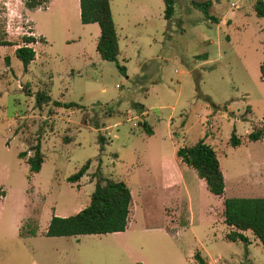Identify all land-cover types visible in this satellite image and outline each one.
I'll return each instance as SVG.
<instances>
[{
	"label": "rangeland",
	"instance_id": "1",
	"mask_svg": "<svg viewBox=\"0 0 264 264\" xmlns=\"http://www.w3.org/2000/svg\"><path fill=\"white\" fill-rule=\"evenodd\" d=\"M111 1L125 74L96 51L95 27L81 23L76 0L35 14L47 43L35 46L39 58L25 68L14 50L22 36H35L33 23L24 0H0V37L16 43L0 45V264H196V251L209 264H264L260 243L224 237L223 207L192 167L182 165V184L168 173L178 147L203 139L227 173V197L232 181L264 185V141L247 137L264 117V16H256L255 0H213L210 18L193 4L205 0H175L169 21L162 0ZM38 91L81 107L38 106ZM233 131L237 146L229 144ZM38 142L43 162L34 175L26 159ZM87 160L79 183H70ZM97 171L133 193L127 230L46 236L53 206L88 205ZM25 186L31 201L23 210ZM176 214L178 226L169 225ZM21 215L28 218L14 237Z\"/></svg>",
	"mask_w": 264,
	"mask_h": 264
},
{
	"label": "trees",
	"instance_id": "2",
	"mask_svg": "<svg viewBox=\"0 0 264 264\" xmlns=\"http://www.w3.org/2000/svg\"><path fill=\"white\" fill-rule=\"evenodd\" d=\"M49 0H24V5L28 9L44 7ZM219 1V0H215ZM164 5L163 16L166 20H170L174 13L175 0H162ZM213 0H205L203 2L194 1V6L200 8L204 15L210 18L208 8ZM254 11L256 16H264V0H255ZM79 15L82 24L97 23L100 34L96 43V50L100 57L107 61L117 63L119 53L118 35L113 20L110 0H79ZM33 36H22V45L15 48L14 53L21 61L23 66H27L34 60L35 51L29 45L35 43ZM0 45H16V43L7 41L0 37ZM201 58H207V54H202ZM8 56L4 57L7 63ZM121 73H126V68L117 63ZM262 77H264V65L260 66ZM38 106L47 102L63 108H71L81 106L75 102H62L59 100H51L49 94L44 91H38L35 94ZM132 107L143 112L144 105L133 102ZM213 108L219 106L212 104ZM251 131L247 137L254 141L264 138V121L252 123ZM148 135L152 134V128L147 122H141ZM104 139L99 135V141L103 148ZM231 146L240 144L238 138L233 131L229 139ZM32 155L27 157L29 173L34 174L41 168L43 162V153L40 150V143H36L32 149ZM24 157L25 152L18 154ZM176 156L187 166L192 167L199 178L203 179L208 191L214 196L222 197L225 190L224 176L220 168L215 148L204 141L198 140L190 146H180L176 150ZM90 164L87 160L76 172L69 175V182L78 181L86 172ZM132 196L128 185L121 180H113L105 178L100 171H97V180L94 189L90 194V201L87 206L79 210L73 215L66 217L52 215L47 225L46 236H76L85 234H105L111 232L124 231L128 225V216ZM223 216L226 225L233 229L226 233V239L230 241H246L247 237L241 231L251 230L253 235L258 238L264 247V197H223ZM36 229H32L30 234H35ZM197 264H208L199 252L193 254ZM135 264H142L137 262Z\"/></svg>",
	"mask_w": 264,
	"mask_h": 264
},
{
	"label": "crops",
	"instance_id": "3",
	"mask_svg": "<svg viewBox=\"0 0 264 264\" xmlns=\"http://www.w3.org/2000/svg\"><path fill=\"white\" fill-rule=\"evenodd\" d=\"M21 3H22V1H20ZM55 2V0H49L48 1V3L46 4V6L45 7H37V8H33V9H28V8H26L25 7V9L23 10L24 11V13L28 16V18L32 21V23H33V29H34V35L35 36H33L35 39H36V42L35 43H33V45H34V51H35V58H34V61L35 60H37V58H39V53L37 52V50L35 49V46L37 45V44H42V43H47V39H46V37L43 35V29H42V27H40V24H39V21L37 20V18L35 17V14L37 15L38 13H41V12H45V11H47L48 9H49V7H50V5H52L53 3ZM111 3H112V1L110 0V8H111V12H112V7H111ZM76 4H77V7H78V16H79V18H80V15H79V0H76ZM89 24H91V25H93L95 28H94V34H95V47H96V43H97V40H98V37H99V34H100V30H99V26H98V24L97 23H89ZM39 36V38H36V37H38ZM38 39H40V41L38 40ZM118 43H119V41H118ZM118 46H119V44H118ZM97 51V50H96ZM83 52L84 51H81L80 52V54H81V56L83 55ZM63 108V107H62ZM144 112V111H143ZM143 112L141 113V114H143ZM262 120L264 121V117L262 118ZM260 139H262L263 141H264V138H260ZM256 141V140H255ZM241 142V141H240ZM212 144V143H211ZM216 153H217V157H218V160H219V155H218V152L216 151ZM177 157V156H176ZM219 163H220V160H219ZM185 163H183L181 160H180V158H178L177 157V159L173 162V164L171 165V168L169 169V171H168V173L169 172H172V170L174 171H176V173H177V175H176V177H175V181H176V183L178 184H182V182L184 181V177H183V171H182V165H184ZM3 167L5 168V169H7V168H9L8 167V165H7V163H4V165H3ZM220 168H221V170H222V173H223V176H224V183H225V178H226V175H227V173H226V171L223 169V167L221 166V164H220ZM250 169H252L251 167H249V170ZM196 172V171H195ZM37 173V172H36ZM36 173H34V175L36 174ZM201 179V178H200ZM167 180H168V175H167ZM202 181H203V183L205 184V181L203 180V179H201ZM167 182V181H166ZM70 183H72V182H70ZM75 184L76 183H79V181H75L74 182ZM232 183H234L233 185V187H232V194H234L233 195V197H264V185H262L261 184V182H256V183H254V184H250V183H242V182H240V181H238V180H236V181H232ZM28 185V184H27ZM176 185V184H175ZM29 186V185H28ZM28 186H25V194L27 195V197L24 199V201H25V204H24V206L25 207H23V210L26 208V206H27V204L28 203H30V199H29V192H28ZM30 186H33V184L32 185H30ZM29 186V187H30ZM205 186H206V184H205ZM129 187V186H128ZM257 188H259V189H261V190H257L256 191V189ZM0 189H1V191L3 192V195H0V202H1V204L2 205H4L5 204V200H6V195H5V188H3L2 186H0ZM130 189V188H129ZM234 189V190H233ZM226 191H227V187H226V185H225V190H224V194H223V196L222 197H218V196H215L216 197V204H215V206H222L223 207V203H222V201H220L219 199H222L223 200V197H227L226 196ZM130 192H131V190H130ZM249 194H248V193ZM254 192H256V193H254ZM31 193V192H30ZM77 194H79V195H82V194H84V192H82V190L81 189H78L77 190ZM91 194V193H90ZM213 195V194H212ZM131 196H132V202H133V193L131 192ZM89 201H90V198H89ZM85 204V203H84ZM79 205V206H77L76 208H73V210H70V211H68V210H66V209H64V208H62V209H57L55 206H53L52 207V211H51V215L48 217V222L46 223V227H45V231H46V228H47V225H48V223H49V220H50V218L52 217V215H56V216H61V217H66V216H69V214H75V213H77L79 210H81L82 208H84L85 207V205ZM87 206V205H86ZM130 209H131V206H130ZM130 213H131V211H130ZM130 213H129V215H130ZM189 214H190V205H189V203H188V214L186 215V220L185 221H189L188 219H187V217L189 216ZM180 216H179V214H176L175 216H174V218H173V220L171 219V216L170 217H168L167 218V221H168V223H169V225H177L178 226V222L180 221V218H179ZM28 218V216L27 217H25V216H23V215H21L19 218H17V220H15V222L13 223V225H12V229H11V231H12V235L14 236V237H20L21 236V233H20V228H21V225L25 222V220ZM222 223H224V222H222ZM225 224V223H224ZM226 225V224H225ZM226 227H227V232H229L230 230H232L233 228L232 227H230V226H228V225H226ZM127 230V227H126V229L124 230V231H118V232H111L110 234H113V235H122L125 231ZM45 231H44V233H45ZM226 232V233H227ZM242 232V234H244L246 237H247V239H246V243H247V247L248 246H250L252 243H254V244H256V245H258V243H260V241L258 240V238L257 237H255L254 235H253V233L251 232V230H245V231H241ZM226 233H225V235H226ZM105 234H108V233H105ZM251 234V235H250ZM86 235V234H85ZM225 235H224V237H225ZM76 236H79V235H76ZM51 237H58V236H51ZM21 238V237H20ZM226 238V237H225ZM228 240V239H227ZM261 244V243H260ZM262 246V245H261ZM263 247V246H262ZM264 248V247H263ZM197 252V251H196ZM195 253V252H194ZM193 253V254H194ZM193 259H194V257H193ZM196 264H197V262H196V260H193ZM209 264V263H208Z\"/></svg>",
	"mask_w": 264,
	"mask_h": 264
}]
</instances>
